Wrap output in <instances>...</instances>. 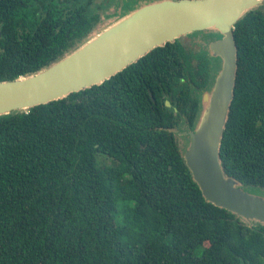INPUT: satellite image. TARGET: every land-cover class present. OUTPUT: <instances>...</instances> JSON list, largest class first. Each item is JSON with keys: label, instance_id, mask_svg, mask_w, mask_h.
I'll return each instance as SVG.
<instances>
[{"label": "trees", "instance_id": "obj_1", "mask_svg": "<svg viewBox=\"0 0 264 264\" xmlns=\"http://www.w3.org/2000/svg\"><path fill=\"white\" fill-rule=\"evenodd\" d=\"M82 2L0 0V81L54 64L123 15L113 0L102 12ZM234 34L221 160L242 185L264 187V2ZM188 38L101 84L0 115V264H264V224L207 201L184 159L179 136L190 137L179 132L197 127L216 75Z\"/></svg>", "mask_w": 264, "mask_h": 264}, {"label": "water", "instance_id": "obj_2", "mask_svg": "<svg viewBox=\"0 0 264 264\" xmlns=\"http://www.w3.org/2000/svg\"><path fill=\"white\" fill-rule=\"evenodd\" d=\"M264 0H140L123 15L54 64L29 75L0 81V115L62 99L101 84L158 46L193 33L207 38L210 58L220 63L211 89L201 95L198 124L179 132L189 140L183 156L207 201L240 216L249 225L264 224V198L225 173L221 142L235 94L238 46L234 27ZM123 24H127L124 28ZM122 30L93 50L94 40L111 28ZM170 105V102H166Z\"/></svg>", "mask_w": 264, "mask_h": 264}, {"label": "rangeland", "instance_id": "obj_3", "mask_svg": "<svg viewBox=\"0 0 264 264\" xmlns=\"http://www.w3.org/2000/svg\"><path fill=\"white\" fill-rule=\"evenodd\" d=\"M87 1H89L88 4H87ZM118 1H119V3H118ZM134 1L136 2V1H140V0H134ZM109 2H110V0H83V2L81 4H79L78 6L84 5V6H86V8L90 7L89 8L90 12H102L104 10V7L106 6V4H108ZM108 5L109 6L107 8L109 9L110 12L121 14V12L123 11L122 10L123 3L120 2V0H113V2L109 3ZM129 6L132 7V5H129ZM118 17H120V16H118ZM117 18H115V19H117ZM115 19L110 21V23L115 21ZM187 37H189L188 38L189 40L184 41V42L189 47L193 48L196 51H199V52L201 51V52L207 53V51L205 49V43L206 42L204 41L205 39L203 37V34L193 33V34H188ZM203 56H204V54H203ZM209 60H210V64H211L210 65V67H211L210 72L215 74L219 70L220 63L217 59H214V58L212 59L209 57ZM179 143L181 146H183V148L186 145V142L183 140V138H181V136H179ZM246 189L251 191L252 193L264 198V187L246 186Z\"/></svg>", "mask_w": 264, "mask_h": 264}, {"label": "bare ground", "instance_id": "obj_4", "mask_svg": "<svg viewBox=\"0 0 264 264\" xmlns=\"http://www.w3.org/2000/svg\"><path fill=\"white\" fill-rule=\"evenodd\" d=\"M123 25L125 28L127 24H123ZM121 30H122V27H120L119 29H115V27L111 28L106 34H104L100 38L94 40L91 44H89V46H87L88 48L86 50L96 49L102 43L107 42V41H111L112 39H114L119 34V32Z\"/></svg>", "mask_w": 264, "mask_h": 264}]
</instances>
